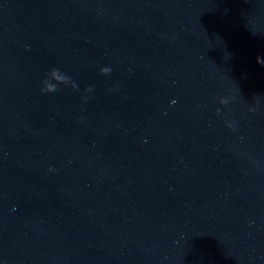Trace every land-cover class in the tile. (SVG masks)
Returning a JSON list of instances; mask_svg holds the SVG:
<instances>
[{
  "label": "clouds",
  "instance_id": "obj_1",
  "mask_svg": "<svg viewBox=\"0 0 264 264\" xmlns=\"http://www.w3.org/2000/svg\"><path fill=\"white\" fill-rule=\"evenodd\" d=\"M257 63H260L264 65V59L261 57H257ZM100 72L102 75H108L111 72V69L109 67H102L100 69ZM48 78L45 79L42 84L41 92L44 93H55L59 89V85H64V86H71V88L76 89L78 86L75 83V81L72 80V78L65 73L61 72L59 69L53 68L48 74ZM86 92L90 93L93 91L91 87H88L85 89ZM172 103H175L173 101ZM219 103L221 105H228L229 100L228 98H221ZM259 107V102L257 101V104L253 107L249 108L250 112H255L257 108ZM217 114H220V109H216ZM225 126L229 129H235L236 127V122L232 120H226L225 121Z\"/></svg>",
  "mask_w": 264,
  "mask_h": 264
}]
</instances>
